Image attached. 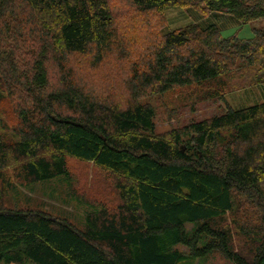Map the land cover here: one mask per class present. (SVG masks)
Segmentation results:
<instances>
[{"label": "trees", "instance_id": "1", "mask_svg": "<svg viewBox=\"0 0 264 264\" xmlns=\"http://www.w3.org/2000/svg\"><path fill=\"white\" fill-rule=\"evenodd\" d=\"M171 8L264 19V0H0V105L16 121L0 125V264H264V102L165 133L152 103L264 85V26L164 32ZM68 159L113 176L115 203L90 206L84 228L5 208L10 167L21 185L71 181Z\"/></svg>", "mask_w": 264, "mask_h": 264}, {"label": "rangeland", "instance_id": "2", "mask_svg": "<svg viewBox=\"0 0 264 264\" xmlns=\"http://www.w3.org/2000/svg\"><path fill=\"white\" fill-rule=\"evenodd\" d=\"M114 6L116 10L122 8V4L117 1L114 2ZM164 15L168 20L164 32H171L190 24H199L203 27L216 25L223 37L236 35L240 39H248L253 36V29L264 26V19L242 25L231 14L214 12L210 15H202L191 8L167 9ZM80 72L85 79L91 78L93 75V72L87 68L81 69ZM51 75L52 78L55 77L53 73ZM225 100L223 102L218 99H206L201 92L195 89H179L164 98L152 99L157 113V129L159 132L165 133L181 128L192 121H201L219 115L228 107L240 110L260 104L264 102V85L229 92L225 95ZM9 111L7 103L0 105V125L3 129L6 128L5 133L12 131L13 125L16 123ZM68 167L71 172V181L59 176L28 185L16 183V174L10 167L8 172L15 185L10 190L4 191L5 208L46 211L53 217L68 219L76 227L84 228L87 214L93 211L90 206L115 203L117 199L116 181L113 176L96 168L92 163L68 159ZM248 209L250 211L248 210L247 214L243 215L244 221L245 217L252 218L251 216H253L252 209ZM226 224L234 233L235 246H243L246 240L242 236H237L230 216L227 217ZM192 228V226H188L189 231ZM178 248L183 252L188 251L182 246H178ZM195 264L232 263L219 254L212 253L206 258L196 260Z\"/></svg>", "mask_w": 264, "mask_h": 264}]
</instances>
